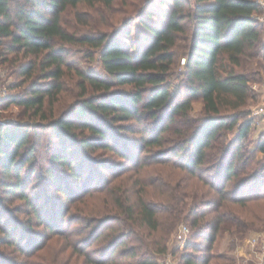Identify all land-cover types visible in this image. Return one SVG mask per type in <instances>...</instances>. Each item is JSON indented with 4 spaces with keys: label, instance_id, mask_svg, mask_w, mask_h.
I'll list each match as a JSON object with an SVG mask.
<instances>
[{
    "label": "trees",
    "instance_id": "16d2710c",
    "mask_svg": "<svg viewBox=\"0 0 264 264\" xmlns=\"http://www.w3.org/2000/svg\"><path fill=\"white\" fill-rule=\"evenodd\" d=\"M146 1L0 0V65L7 64L11 72L21 78L9 86L21 90L7 96V105L14 104L21 107L25 114L29 112L31 117L46 119L45 102L52 103L63 90L62 79L66 70H74L77 79L80 102L68 118L58 116L54 121L55 136L63 147L54 150L51 161L69 170L67 192L55 168L47 169L52 184L58 186L57 189L63 195L68 193L66 196L70 199L72 194L86 189L93 180L90 178L86 184H80L85 183L82 165L86 162L81 160L80 165L77 163L80 167H72L64 145L67 141L82 143L87 149L94 146L113 149L107 140V130L86 121L87 114L95 111L113 122L143 119L157 121L164 115L167 123L163 130L168 129L169 136L164 138L155 127L149 135L141 137L143 145L161 147L165 142L172 143L170 149L176 159H162L158 163L183 171L218 195L217 202H201L212 213L205 220L203 228L199 223L205 217V210H199L197 205L183 200L184 197L194 199L198 196L197 193L184 191L188 183L182 185L181 181H177L171 184L170 174L159 181L160 184L137 179L135 183L140 185L141 192L145 193L148 185H153L155 189L158 187L160 196L165 198L164 203L147 201L142 195L130 203V196L127 201L116 196L114 203L122 207L131 222L124 224L118 214L102 220L97 216L90 217L85 224L86 229L91 227L89 235L79 249L88 264H166L158 262L156 257L169 251L168 237L182 218L190 221L192 227L203 228L201 233L193 236L194 239H200V244L187 241L185 247L197 249L199 245L207 244L206 247L211 249L218 230L222 233L237 231L242 234L250 228V222L245 218L234 216L230 210H219L222 209V203L230 201L231 204L243 205L253 196L264 198V188L258 184L257 188H250L251 184L264 179V165L253 162L255 152L264 153V135L261 134L253 151L244 150L242 141L248 136L253 119L238 124V117L227 114L228 110L239 109L253 97L251 77L237 68L242 65L243 57H248L250 53L256 55L262 47V25L255 18L261 12L259 5L256 0H172L171 11L161 26L139 18L148 34L144 37L146 43L135 55L124 45L118 30L109 33H81L78 29L71 32L61 23V13L67 7L86 4L114 9L115 4L119 3L124 6L119 8L123 14L121 21L127 25L132 17L144 9ZM185 4L187 10L184 9ZM76 15L78 18L81 16L80 13ZM179 40L183 44L178 45ZM67 45L85 46L88 51L97 52L107 77L69 65L63 56ZM180 55L184 56V81L190 97L175 102L179 91L173 89L168 77L176 59L179 62ZM87 56L89 59L94 58L91 52ZM121 86H128L129 90L124 92L116 88ZM191 97L202 100L204 116L200 119L189 118ZM235 126L236 136L226 140L225 132ZM76 128L88 130L95 138H83L80 141L74 139L72 131ZM127 129L137 131L132 126ZM26 130L19 126L0 125L2 175L14 173L16 179L5 190L16 192L22 200L31 204L37 221L52 229V215H44L37 208V203L32 202L25 193L19 178L21 169L30 160L33 151V146H26ZM22 147H26V152L17 159ZM253 164H257V167ZM207 171H211V177L219 178L217 184L214 185L204 177ZM233 179H236L233 190L227 194L226 184ZM105 189L112 194L114 186ZM115 221L122 223L128 233H119V228L110 224ZM72 232L58 229L55 234L68 241ZM94 242L100 243L98 247L101 255L98 258L86 252ZM170 249L172 253L178 252L177 248ZM210 254L196 255L184 251L180 254L179 264H210ZM216 259L231 260L224 255Z\"/></svg>",
    "mask_w": 264,
    "mask_h": 264
},
{
    "label": "rangeland",
    "instance_id": "374dc122",
    "mask_svg": "<svg viewBox=\"0 0 264 264\" xmlns=\"http://www.w3.org/2000/svg\"><path fill=\"white\" fill-rule=\"evenodd\" d=\"M187 1L192 2L193 0ZM172 2V0H148L140 14L132 17L127 25L121 21L123 14L119 8H124V6L122 7L119 3L115 4L114 9L80 4L74 8L67 7L61 13V23L71 32L78 29L81 30V33H109L118 30L124 45L131 54L135 55L139 48L146 43L144 37L148 34L140 19L144 18L153 25L161 26L167 20ZM184 9H188L186 4ZM77 13H80V18L77 17ZM124 30L128 33L124 34ZM181 44L183 41L179 40L178 45ZM261 46L256 55L250 53L248 57H243L242 65L237 68L251 77L250 88L253 97L249 98L239 109L227 111V114L238 117V124L244 120L253 119L248 136L242 141L244 150L248 152L253 151L261 134L264 135V125L260 122V116L255 113L256 108L262 104L264 99L263 29H261ZM87 51L85 46L67 45L63 56L73 67H78L97 76L107 77L97 57V52ZM89 52L93 53V59L88 58ZM179 59V62L176 59L168 77L173 89L179 91L176 94L175 102L190 97L184 81L182 67L184 56L180 55ZM19 80L21 78L11 72L7 64L0 65V85L5 89V94L0 101V125L19 126L20 129H27L28 143L26 146H33V151L30 160L21 169L19 178L25 188V193L32 202L37 203V208L44 215L48 213L52 215V229H48L45 224H40L37 221L38 218L35 217L31 204L22 200L16 192L5 190V187H11L16 179L14 173L3 176L0 167V228H2L0 230V264H88L79 249L89 235L91 227L86 229L85 224L89 222L90 217L97 216L99 220H102L110 215L118 214V218L124 224L131 222V218L122 207H117L114 203L116 196H120L123 201H127L130 196V203L135 202L141 195L147 201L164 203L165 198L160 196L158 187L155 189L153 185H148L146 192H141L140 185L135 183L137 179L147 183L160 184L159 181L170 174L171 184L181 181L183 185L186 182L188 187L184 191L198 194L194 199L184 197L183 200L185 203L197 205L199 210H205V217L199 226H202L205 220L212 216L211 209L209 207L205 209L201 202H217L219 199L216 192L208 190L196 178L188 176L183 171L168 164L158 163L162 159L169 161L176 159L171 151L172 148L170 149L172 143L165 142L161 147L143 145L141 137L149 135L155 127L157 131H161L160 135L164 138L169 136V130H163L167 123L164 120V115H161L157 121L143 119L131 122H113L108 117L103 118V115L97 111L87 114L86 121L88 123L99 125L103 130H107V140L113 149L110 147V149H104L99 146L87 149L82 143H69L68 141L64 144L67 157L72 161V167H80L81 160L86 162L82 165L86 176L85 183L81 182L80 184H86L88 179H93L86 189L77 191L68 199L66 196L68 193L63 195L57 189L58 186L52 184L47 169L48 167L55 168L61 179L60 183L66 190L70 172L63 165L52 162L51 156L55 149L63 147L62 142H59L55 136L54 121L58 116L68 118L75 105L80 102L79 99L81 100V97L78 96L79 88L74 70H66L62 79L63 90L58 94L57 99H54L52 103L45 102L46 119L31 117L29 112L25 114L21 107L14 104L7 105V96L21 90L20 88H9V86L16 84ZM116 88L124 92L129 90L128 86ZM202 106V100L199 97H191L189 118L195 120L202 118L204 116ZM130 126L137 131H129L127 128ZM72 132L73 138L79 141L83 138H95L88 130H81V128H76ZM236 133L237 126L226 131V140L234 138ZM25 152L26 147L20 148L16 158L20 159ZM253 162L263 166L264 153L255 152ZM143 163L144 165L141 166ZM255 166L257 167V164ZM203 175L214 185L219 182L217 176L211 177V171L204 172ZM263 180L262 178L261 181L251 184L250 188H257V184L264 188ZM235 181L236 179L227 182L225 189L227 194L233 190ZM109 186H114L112 194L108 193V189H105ZM219 210H230L234 216L245 218L250 222V228L242 234L237 231L222 233L218 230L211 249L206 247L207 244L199 245L197 249L186 248L187 241L200 244V239H194L193 236L201 233L204 226H202L203 228L192 227L190 221L182 218L168 237L169 251L158 255L156 260L163 263L171 254L174 262L179 264L180 254L185 251L196 255L210 252L212 256L210 264H264V198L253 196L243 205L231 204L230 201H226L224 204L222 203V209ZM110 224L119 228V233H128L119 221ZM181 225H185L189 229L185 235V242L177 239ZM58 229H68L74 233L72 232L70 240L67 241L61 235L55 234ZM83 230L85 232L80 233ZM99 245L100 243L94 242L86 252L92 257L98 258L101 255ZM173 247L178 249L177 253L170 251V248ZM220 255L227 256L231 260L216 259Z\"/></svg>",
    "mask_w": 264,
    "mask_h": 264
},
{
    "label": "built area",
    "instance_id": "2783aa9c",
    "mask_svg": "<svg viewBox=\"0 0 264 264\" xmlns=\"http://www.w3.org/2000/svg\"><path fill=\"white\" fill-rule=\"evenodd\" d=\"M256 3L259 5L261 12L255 16V18L261 23L262 29L264 30V0H256ZM5 94V89L0 85V99ZM255 113L259 116H264V99L262 104L256 108ZM189 229L185 225H181L179 228V232L177 234V239L185 242V235L188 233ZM166 264H176L174 260L171 258V254H169L168 258L165 260Z\"/></svg>",
    "mask_w": 264,
    "mask_h": 264
},
{
    "label": "crops",
    "instance_id": "0c3cea01",
    "mask_svg": "<svg viewBox=\"0 0 264 264\" xmlns=\"http://www.w3.org/2000/svg\"><path fill=\"white\" fill-rule=\"evenodd\" d=\"M260 122L264 125V116L263 115L260 116Z\"/></svg>",
    "mask_w": 264,
    "mask_h": 264
}]
</instances>
